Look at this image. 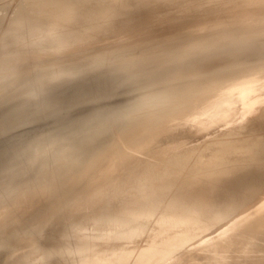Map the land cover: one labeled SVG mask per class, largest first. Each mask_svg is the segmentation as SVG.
Wrapping results in <instances>:
<instances>
[{"label": "rangeland", "instance_id": "rangeland-1", "mask_svg": "<svg viewBox=\"0 0 264 264\" xmlns=\"http://www.w3.org/2000/svg\"><path fill=\"white\" fill-rule=\"evenodd\" d=\"M79 1L87 2L85 7L92 5L91 7H89V9L93 8L94 5H95V7L99 6V5L105 6V4L110 2V1L116 2L114 5H116V7L118 8V10H117L118 13H119V11H121V13L123 14L122 15L121 13H119V15H121L123 17H119L117 15L118 19H116V20L117 21L120 20L118 22L122 23L124 20L127 19L128 21L126 20L124 22L126 24L128 22L129 23L128 26L131 27V29L127 25H124V26L118 28V26L123 25L124 22L122 24L118 23L119 25H117L116 20H115V18H117L116 15H114L113 18L110 19L111 23L114 22V24L115 23L116 24L115 25L110 24V26L107 25L108 28L109 27L111 28V30L107 28L106 24H104L103 22H100L102 20L98 21V20L93 19V21H90L91 20L90 18H86V17L84 18L83 17L84 19L81 18L82 20L81 19L79 20V18H78V20L76 19L77 21L80 22L81 25H77L76 22H73L76 24L72 23L76 29L79 30V28H84L83 25L86 27H88L89 25L92 27L94 25V27H92L93 30H96L98 28V26L100 28H98L97 31H93L91 28L88 27L89 33L91 32L90 34L87 33L84 35V33H83L82 38H80L82 33H81V35L79 33L78 36L75 35V37L72 36V38L74 37L73 39L70 37L72 39V43H71L72 45L70 43H68V42H71L70 38H69L70 40H67L68 42L65 40L67 42V44L69 45V46H66V45L65 46L67 48L68 47L71 48V46H72V50L75 49L76 47H78V48H76L77 52H74V50H73V53H72L71 49H69L71 51V53H70V51H68V49L64 46V44H66L65 41H64L65 43L64 42L62 43L59 41L56 42V40H54L56 38H53V35L52 36L49 35L50 37L48 36V34L45 35L46 34L45 31L42 32L43 29H41L39 31H41L44 34L38 32V34H40L39 36H43V37H39L38 34L36 33V35L34 34L35 36L32 37L34 39V41H32L33 39L31 37H29V40L27 38H26L27 41H26V39H23L26 42L24 41V43H23L20 41L21 46L16 45V47H15V44L19 43L17 41L18 39L16 40L17 43L13 40L12 41L13 44L10 42L8 47L7 46H6L7 48L5 47V50H6L5 51L3 48L4 46L2 47V44H1V43H3V41H2L3 39H1V38H3V37L5 38L4 34L7 33L9 26L14 21V20L11 21V18L13 19L15 16L16 17L18 16V14H19L18 8H20L18 6L26 4L27 0H0V19H1V21H0V42H1L0 46L2 48V49L0 48V50L4 51V52L0 51V54H2V55H0V57H1L0 58V71H1V73H4V72L7 73V72H10V68L15 69V71H12L15 73L9 75L6 78L8 81L7 80L6 81L4 80L5 82L3 81L5 84L0 83V187H4L7 184L9 186H12V184L15 183L17 180H19L20 178H22V176L25 178V180L26 179L29 180V178L31 176H33L34 173H36L38 170L36 165H34V167H31L30 169H28L24 173L22 171L20 172V169H14L15 164H13V163H17V162L20 163L24 160H28L27 156L24 155V153L21 154L18 159L11 160L10 159L11 156L17 150L27 149V148L31 147L32 143H33L32 144V146H33L38 140H40L38 147L42 148L43 145H45L49 139H53L56 137L71 136V138H73L72 140L79 141V140H81V136H82L81 132L83 130L85 131L87 120H89V118L93 114H95L99 111L100 112H107V113L116 112L117 117H119L117 122L121 123V124L115 126L112 131H107L106 133H104L102 135V140L106 141L102 145L103 146L105 145L104 147H106V145L107 144L110 145L111 142L112 143L117 142V146L122 144V146L120 145L121 148L117 147L120 154L118 155V151L116 152V154L112 153V155L111 156L109 155L106 160H102V162H100L99 164H97L96 166H94L92 168H89V170L87 169L88 171L86 170L87 172L83 173L80 180L78 178V180H77L78 182L75 181V183L72 187V192H76V193L81 192V194H63V195H59V196H52V197H49L48 199H46L45 201L43 199L42 194H39V195L23 194L20 196L17 195L13 198H3L2 195L0 194V213L2 214V211L4 212L5 209L13 208V210H15V212L13 214L14 220L12 219L13 217H11V221L7 225L9 227H7V226L2 227V225H0V247L1 248L3 247L2 249L0 248L1 249L0 250V264H8V263L9 264H16V263L22 264L23 260L24 259L26 260L30 255L31 256L26 261H27V263H29V261H31V260L33 262L31 261L29 264H35L34 262H36V264L37 263L39 264L40 261L38 262V260H36V259L40 258L39 260L42 261L44 257H45L44 258L45 260H43L41 264H46V263L47 264H54L55 261L60 264L63 261V259L65 260V262L67 259V262H68L69 259L67 257L69 255L73 256V257L69 256V258H72V261H71V259H70L71 262L69 261L68 263H65L63 261L65 264H71V263L73 264V263H76L75 259H78V261L79 260L82 261L86 258H91L90 260H92L91 262H93V263H96V262L99 263V262H102L103 260H105L107 258V256L115 257L113 259H114V261H116L118 259V256L121 253H123L125 250H129L131 247H132L131 249H133L135 251L143 249L146 252V254L141 258L138 256V252H137L133 256L132 260L130 259V261H128L127 264H171L173 262H174V264H264V227H260V228L258 227L256 229H254L256 227V224H258V222H256V216L258 218L260 215H262V214L264 215V191H262V190H264V187H263L264 184H261V183H264V180H261L262 182L259 180H255L256 182L257 181L259 182V184L262 186L261 188H263V189H258V190L255 189L254 187L260 188V185L259 186L257 185L258 187L256 186V182L254 183V186H253V183H252V185L250 184L256 190L255 191L253 189L254 192L252 191V193H251L252 189L250 191H248V189H246V191H245L244 190L245 188L243 190H242V188H239V190H240V191L238 190L239 193L237 190H234L236 192V196L240 195V193L242 194L243 192H246V194L244 193L245 195L238 196L235 199L236 201L234 199L232 200V201L237 202V200L240 201L244 198L242 200L241 204H240V202L234 203L237 207L235 208V210L231 214H229L228 216L221 217L217 223H215L211 226H208L205 229H203L202 227L204 226V224L206 222L211 224V220L205 221L204 216L202 214L192 215V216H189L188 218H184L181 220V222H179V224L175 228H168L169 227L168 221L163 220V218L161 217V215L164 216V210H166L165 208L168 205H166V202L162 203L164 205L161 204L163 207L161 206L160 207L161 209H160L158 202H157V197L161 196V194H135V193H137V191L133 188L134 186H131L132 184L129 183L130 180L131 181H135V180L141 181L142 179L146 180L145 178H139V177H144L143 175L146 173H149V172L151 173V175H154L155 172H156L157 176H158V174L161 175L159 170H161V172H162V170L164 169L163 166L164 165L166 166L167 162L173 160V158L175 159L176 156L183 154L184 152L185 153L190 152L191 149L189 151V148H192V150H193L195 148V147L193 148V146H196L197 144H198L197 150L199 151V149L202 150L203 147H204V149H206L207 148L206 145H209L212 141L213 142L210 145H212L214 147H216L218 145L217 147H218V149H220V148L225 147L224 143L227 139L230 142H232V144L230 142H229L230 143L229 144L228 141H226L227 143H225V144H229V145H233V146H234V144H236V141H237L236 145H238V141L240 142L242 139H243V141H242L243 146L247 143H249L248 145L250 146L252 144V142H254V141H249L250 139H252V140H255V139L257 140V138H259L258 140L264 139V135H263L264 134L263 133V131H264L263 119L264 118L257 119V118L264 117V89H263L264 88V25H263L264 24V6H263L264 0L263 1L259 0V2L263 3L262 5L260 4V6H257V5H259L258 0L257 1L255 0L256 3L254 2V0H252V1L251 0L250 1L244 0V2H243V0H241V1L232 0L234 3L230 2L231 0H229V1L228 0H223V1L217 0L219 2H216V0H210V1L206 0L205 3H207V1L210 2V3L209 2L207 3L208 5L207 4L205 5V3L203 2L205 0H203V1L200 0V2H198L199 0L198 1L197 0H195V1L194 0H191V1L180 0V1H185V2H181L182 4L184 3L183 5H180V4L177 5L178 0H172V3L174 1V3H177V4L173 3L171 5V3H170L171 0H167V1H169L168 6L171 5L169 8L167 7V3H166L167 1L165 2L162 0H54V2L57 3L58 5H63L65 3H80ZM180 1H179V3H180ZM211 1H213V2L211 3ZM122 2L126 3L128 5L121 4ZM160 2L162 4L164 2V5L160 4ZM189 2H190V4H188ZM228 2L231 4H229ZM240 2H243V4H245V3L246 4L243 5V4H240ZM88 3H89V5H87ZM195 3L197 6L199 4L201 7H199V6L197 7L196 5H194ZM219 3H221V4H219ZM225 3L229 6L226 7ZM131 4L134 6L133 13L135 15L132 13L131 8H133V6ZM134 4H136L137 6ZM153 4H157V6L160 4L158 7L159 8L165 7V10H164V8L162 10H159V8L155 5L157 7L156 8L155 6H153ZM215 4L219 5V7H222V9L219 8L218 6H216ZM249 4H250V6L254 5V7L249 6L250 7V9H249V7H248ZM173 5H175V6H173ZM176 5H177V7H176ZM189 5H191L192 7L193 6L194 7L196 6V7L190 8ZM223 5H225V6L223 7ZM236 5L238 8L235 9ZM127 6H128V8H127ZM138 6L139 7L143 6V7L138 9ZM178 6H180L181 8H178ZM256 6L258 7L257 10H256ZM173 7H174V11H173ZM210 7H213V9H210ZM259 7L261 9H259ZM86 8L88 9V7H86ZM135 8L139 11L140 15L145 16L143 18L141 16L142 20H140V21H137L140 19L139 18L140 15L139 16L136 15V12H138V11L137 10L134 11ZM143 8L145 9V11L142 13ZM170 8H172V9H170ZM185 8H187V9H185ZM189 8L191 9L190 11H188ZM200 8L202 10H204L205 12L201 11ZM206 8L208 9L207 12L205 10ZM229 8H232L231 11ZM254 8H255V11H253ZM121 9L125 10V11H122ZM155 9H157V11ZM126 10L129 13H131L130 15L127 13L129 16L128 15L126 16V13H125ZM130 10H131V12H130ZM140 10H141V12H140ZM146 10H149V12L147 14L148 17H147V15H144L147 13ZM150 10L156 11L153 13L154 15L152 14V12ZM185 10H187L188 12H186ZM224 10H225V12H224L225 14L222 13ZM243 10H246V11H243ZM158 11L159 12L161 11V12L159 13ZM162 11H164V12H162ZM184 11L188 15H186ZM217 11L219 13H217ZM150 12H151V14H150L151 18L149 16ZM179 12H180V14H182V12H183V14L180 15ZM189 12H191V13H189ZM211 12H213L212 13L213 15H211ZM220 12H221V14H220ZM16 13H18V14H16ZM155 13L156 14L159 13L158 14L159 17L158 16L155 17V15H156ZM167 13H169V14H167ZM204 13H207V14H204ZM215 14H217V16ZM131 15L134 17L136 16V17L132 19ZM160 15H161V17H160ZM200 15H201V18H199ZM220 15H222L223 17ZM253 15H255V16H253ZM166 16H168V17H166ZM125 17H128L129 19L125 18ZM213 17L215 19H211ZM121 18L122 19L125 18V19H123V21H121L122 20ZM148 18H149V20L151 19L150 24L147 23V21L149 22ZM154 18H156V19H154ZM190 18H193V19L191 20ZM206 18H208V19L206 20ZM220 19H222V20H220ZM87 20H89L90 22L88 21V23H87ZM129 20L131 21V24H130ZM193 20L194 21L196 20L195 21L196 23L192 22ZM202 20H203V22H202ZM171 21H174V22H171ZM175 21H177V22H175ZM83 22H84V24H83ZM92 22H94V23L97 22V23H99V25L97 24L98 26H95L96 23L92 25ZM132 22H134L135 25ZM144 22H145V25H144ZM167 22H171L173 25L171 23H168L167 24L168 28L162 27L163 24H165ZM190 22H192V23H190ZM101 23H102V26L104 28L100 26ZM136 23H138L139 26H137ZM140 23H143V24H140ZM146 23H147V25H146ZM151 23H152V25H151ZM7 24H9V26ZM169 24L171 27H169ZM175 24H177V25H175ZM75 25L78 26L79 28L76 27ZM111 25L115 26V27L112 28ZM132 25H134L136 28H139V29H136ZM116 27L118 29H116ZM123 27H125L126 31L125 30H122V32L119 31V29L121 30V29H123ZM144 27H145V29H144ZM70 28H71V26H70ZM75 28H74V30L76 32H79L81 30L80 29L78 31ZM6 29H7V31L5 32ZM22 29H23L22 33H25L26 31L24 32V30H26L27 28L24 27ZM100 29H101V31H100ZM102 29H105L104 32L105 31L106 32L101 33V32H103ZM107 29H108V31H107ZM114 29H115V31L112 32ZM134 29H136V30H134ZM127 30H128V32H127ZM155 30H157V31H155ZM98 31H100L99 34H98ZM109 31H110V33H108ZM218 31L219 32L225 31V32H223L221 34H216ZM171 32H175V33H171ZM106 33L109 36H110V34H112L113 36L112 35H111V37L107 36V38H106ZM119 33L122 34V36ZM124 33H126V37H125ZM170 33H171V35H170ZM91 34H93L94 36L97 35V37H94ZM100 35H102V36L104 35L105 37L102 38V36L100 37ZM133 35L134 36L137 35L138 37L137 36L134 37ZM141 35H143V36H141ZM46 36H48L49 39ZM54 36L56 37V35H54ZM87 36H88V38H86ZM120 36H121V38L125 37V39L121 40ZM36 37H38L39 42L37 41L38 39H36ZM76 37L79 38L80 41H79V39H76ZM98 37H100V38H98ZM113 37H115V38H113ZM127 37H129V38H127ZM246 37H248V40H251V42L249 45H247L245 47L247 42H245L243 40L246 39ZM92 38H94V39L98 38V39L91 40ZM104 38L108 39L107 41H111L110 43H112V44H109L106 41H104ZM236 38H240L239 41L235 40L237 43L228 44V42H226L229 40H234ZM83 39H85V40L88 39V40H86L87 41L86 42ZM117 39H118V41H117ZM57 40H58V38H57ZM73 40H74V43H73ZM76 40H78V41H76ZM100 40L103 42L101 43ZM114 40L117 42H115ZM49 41H50V43H49ZM83 41L86 43H88V41H89V43L88 44L83 43V45H84L83 46L82 43H80ZM96 41H97L99 47L95 43ZM139 41H141V42H139ZM240 41H243V42H240ZM27 42L32 43V44L29 43L30 46L33 45L31 47L29 46L28 50L26 47V44L28 45ZM33 42H34V44H33ZM44 42L49 43V44L47 45ZM5 43L6 42H4L3 45H6ZM35 43H36V46H35ZM53 43L56 44V47L59 46L57 44H61L59 46L60 49L62 47L66 48V49L62 48L61 49L62 51H61L59 48H56V50L58 52V53H56L55 48L51 49L52 47H54L53 45H55ZM75 43H77L78 45L73 46ZM104 43H106V45ZM136 43L138 44V46ZM43 44H45L47 46H43ZM50 44H51V46H50ZM90 44L94 48H91ZM23 45H25V47H22ZM39 45L42 46L44 48V50H46L47 48H49L50 50L47 49L46 51H44V50H42L43 48L40 47ZM79 45H80V47H79ZM86 45H90V46L85 47ZM134 45H136V46H134ZM10 46H12V47H10ZM18 47L20 50L18 49ZM21 47H22V49H21ZM81 47H84L85 49L82 48L83 49L82 50ZM126 47L129 49L127 50ZM135 47H137V48H135ZM86 48H88V49H86ZM131 48H133V49H131ZM29 49H32V50H29ZM79 49H80V51H78ZM8 50H10L11 52ZM15 50L17 52H18V50L19 51H24V50L26 51L27 50L26 52H29L30 54L26 55V57H25L26 60H23L24 58L13 59L12 57H19V56L12 55V54L16 53ZM48 50L50 52H48ZM53 50L55 53L53 52ZM67 51L69 52V54ZM60 52H64V53H62V55H61ZM10 54L12 56H10ZM44 54L45 55L48 54V55L45 56ZM54 54L56 55L55 58H54V56H55ZM63 54H65V55H63ZM99 54H105V58H108V59H106V61L99 63L98 65L94 66L95 68H97L96 69L97 72H95V74L87 76V77L79 76V77H75V78H68V74H61V75H57V76L52 75L51 77H48L46 79L48 82V86L45 89H42V91L38 94V96H36L34 98L26 95L29 92V90H28V88L25 87L24 84L17 83L20 80H24V79H29V78L35 79L37 76H39L42 73V70L47 69L49 67H58L61 63L63 64V62H64V64H68V62H70L68 64L70 67H75V66H77L79 64H83V63L88 64V66H89V63L92 62V59H94ZM145 54L147 55L146 57H148V58L145 61H143V63L141 62V64L140 63L135 64V59H137L139 57H145ZM181 54H183V56H184L182 60L180 59ZM51 55H52V58H51ZM3 57H4V60H3ZM35 57L36 58H42V59H39L37 61ZM49 57H50V59H49ZM78 57H80L81 60L80 59L78 60ZM31 58L34 61H32ZM25 61H27V62L25 63ZM29 61H32V62H29ZM120 61H125L123 63L124 67L112 68L114 66H118V65H115V63L120 62ZM14 62L17 63V65H14L13 64ZM160 62L166 63L165 66H161ZM1 63L5 64V65L9 64V63L10 64L8 66L7 65L1 66ZM11 65H14V66L11 67ZM39 66H41L42 68ZM85 68H87V67H85ZM38 70H39V72H38ZM32 71H33V73H32ZM142 71H144L146 74L145 75L141 74ZM19 72H20V74H19ZM24 72H25V74H24ZM15 74L17 76H15ZM12 75H14V76H12ZM19 76H20V78L17 79ZM132 76H139V77H137L135 79V78H131ZM9 77H11V78H9ZM12 78H14V79H12ZM13 81H14V83H13ZM6 82H10V83H6ZM54 83H58L59 85L63 84V85H61L57 90H54V89H52L53 87H49V86L54 85ZM64 83H67V84H64ZM256 85H257V87H259V85H261L260 86L261 88L259 87V88H257L258 90H255ZM262 86H263V88H262ZM171 87L176 88V94H180V96L183 95L184 93H186L187 91H189L190 88H195L193 93L190 95V99L188 100V102H190V104H192V107L189 108L188 110H186V112H181V113L180 112L179 113L174 112V113L170 114L169 115L170 117L168 116L164 125H161L160 127H155L153 130H150L149 132L140 133L137 135L135 134V136L133 135L134 136L133 138H132V136H129L130 133H128L127 135H126V133L123 134L121 128L125 125V122H126V124L130 123L129 121H127V119L131 118L129 116L139 114L140 111L144 110L143 106L148 104L151 101L150 99L154 100V96L160 95L162 92H164L165 90H167ZM242 87H243V89L240 90ZM204 88H205V90H203ZM251 88L254 90H252L251 93H247V91L249 92ZM115 89H116V91H113ZM227 89H228V91H227ZM244 89H246V90H244ZM260 89H262V90H260ZM256 91L257 92L259 91V93H257ZM208 92H210V93H208ZM227 92H229L228 95H227ZM219 93L221 95L224 94V97H222L223 95L221 96ZM230 93H231V95H230ZM239 93H241V94H239ZM260 93H262V94L259 95ZM233 94L235 96L237 95V96L243 97L242 98L243 100H241L240 99L241 97H239L240 100L238 102V100H236V99H238L237 96L235 97ZM257 94H258V96H257ZM225 95H227L228 99H226ZM242 95H244V96H242ZM218 96L225 98V100L219 97L218 102H217L216 98ZM232 96H234V97H232ZM255 96H257L258 98L257 97L254 98ZM221 99L224 101H221ZM254 99H255V101H254ZM213 100L217 102V104L215 102L217 109L221 105L224 104L223 106L220 107L221 110L218 109V113L221 112V115L217 113L216 108H215V110H214V108H212V107H215L214 102L211 103V104H214V106H210L211 105L210 104V105H208V107L207 106L203 107V105L206 104L208 101L212 102ZM232 100H233V102H232ZM235 100H236V103H239L240 105L236 104ZM240 101H241V103H240ZM242 101H244V102H242ZM248 101H250V103ZM230 102H231V104H230ZM42 103H43V105H41ZM228 103L231 106L228 107ZM226 104H227L228 108L225 106ZM242 104H245V109H244V105L242 106ZM234 105L236 107H234ZM209 106L211 107V110L213 109L212 111L209 109L210 108ZM222 107H224L226 109L223 110ZM261 107H262V109L260 110ZM242 108H243V110H242ZM205 110H207V111H205ZM258 110H260V111H258ZM214 111L216 113H213ZM257 111H258V113H257ZM196 112H197V114H200V115L199 116L196 115ZM206 112H208L210 115ZM210 112H212V113H210ZM191 113H192V115H191ZM252 113H255V114H252ZM215 114H216V116H215ZM250 114L252 115L251 117L249 116ZM257 114H259V115L263 114V115L257 116ZM188 115L190 117H188ZM201 115L203 117H201ZM127 117H129V118H127ZM246 117H247V119H246ZM254 117H256L255 120H254ZM132 119H129V120L131 121ZM136 120H135V122H136ZM181 120H182V122H181ZM243 120H245V121H243ZM251 120L252 121L254 120V122H252ZM131 122H133V121H131ZM173 122H175V124H179L180 126L177 125V127H176V125H174ZM194 122H195V124H194ZM239 122H240V124H239ZM255 122H260L259 126H257L258 124ZM247 124H248V126H247ZM253 124H255L256 127H253V126H255ZM169 125L170 126L172 125V126L170 127ZM228 125H230L232 128H228V127H230ZM236 125H238V126H236ZM260 125H263V126H260ZM178 127H180V128H178ZM233 127L235 128L234 131H233ZM244 127H245V129H244ZM252 127L254 129H250V130H251V132L253 131V134L249 131L250 135H251L250 136L248 130H249V128H252ZM168 128H169V132L172 129L170 132L171 134L168 133V130H167ZM186 128H187V131L185 130ZM246 128H248V129H246ZM255 128H258V129L263 128L262 130L259 131V133H258V131H256V134L258 133L259 135H260V132L262 131L261 136L263 135V137L258 136L256 138V136L258 134L257 135L255 134V131H254ZM81 129H83V130L80 131ZM163 129H165V130H163ZM174 129H176V130H174ZM180 129H181V131L184 130L183 131L184 133H182L180 131ZM226 129L227 130L229 129V131H227ZM202 130H204V131L202 132ZM221 130H223V131H221ZM236 130H237V132H236ZM211 131H213V133ZM214 131H215V133H214ZM240 131L244 135H241ZM135 132H137V131H135ZM165 132H167V134ZM177 132H179L180 134ZM194 132H196V133H194ZM235 132H236V134H233ZM163 133L165 136L163 135ZM223 133L227 134L231 138H233L235 136L234 137L235 142H234V140L229 139V137L225 134H224V136L223 135L221 136L222 138H220V135H218V134H223ZM229 133L233 134V135H230ZM237 133H240V135H238ZM247 133H248V135H247ZM159 134H160V136H159ZM177 134H179V135H177ZM205 134H206V136H205ZM156 135H157V137H156ZM174 135H176L177 137H174ZM201 135H202V138H200ZM216 135H218V136H216ZM236 135L238 137L240 136L241 139L237 140L238 137ZM253 135L254 136L256 135L255 139H254ZM116 136L117 137L119 136V137L117 138ZM180 136L183 138V140ZM210 136H211V138H210ZM214 136H216V137H214ZM226 136H227V138H226ZM242 136L243 137L249 136L250 138L245 137V138H247V140L249 142L247 141V143H246V139L243 138ZM120 137H121V139H120ZM128 137H129V139H128ZM153 137H155L156 139L154 140ZM169 137H173V139H171ZM203 137H204V139H203ZM205 137L207 138V141L205 140ZM212 137H214V138H212ZM167 138H169L171 140L168 139L169 140L168 141ZM210 139L211 140L216 139V141L212 140L210 142ZM224 139H226V140L223 143ZM244 139H245V142H244ZM35 140H37V141L35 142ZM66 140H69V139H66ZM219 140H221L222 142ZM119 141H121V142H119ZM171 141H173V142L171 143ZM200 141H201L202 145L204 144V146H201V144L199 145ZM204 141H205V143H204ZM156 142H158V143H156ZM177 142H179V143H177ZM62 143H63V141H61V143L58 142V143L52 144L53 146H50L49 149L51 148L50 150L52 151L53 148H58L59 144H62ZM125 143L128 145H126ZM129 143H130V145H129ZM207 143H209V144H207ZM219 143H220V145H219ZM190 144L192 145V147H190L191 146ZM188 145H190V146H188ZM222 145H223V147H222ZM198 146H199V149H198ZM212 146H209V148L211 147L210 148L211 150L209 148H207V149H209L210 153L207 150L206 151L204 150L205 154L203 156L201 155V153L202 152L204 153V151L202 150V152H200V151L198 152L197 150H195L196 149L195 148L194 150L196 151V153H194L195 151H192L193 152L192 155L194 154L192 160H193V162H197V164H194L192 162V160L189 161L190 163H192V165L189 162L188 163L191 166L198 165V163L203 161V160H204L203 162L205 163L207 159L211 158L209 155H212L216 151V150L214 151L212 149H217V147L214 148ZM247 146L245 145V147H243V148L247 149ZM143 147H145V149ZM147 147H149V148H147ZM186 147H189V148L187 149ZM232 147H231V149H232ZM134 148H135V150H134ZM157 148L159 149V151ZM181 148L185 149V150L182 149L184 152L181 150ZM233 148H236V150H239L238 148L241 149V146L238 145L237 147L235 146ZM175 149L178 151H176ZM232 150L234 151L233 156L229 155L231 153L230 152L226 156L227 159H225V161H229L231 159L230 157L232 156V158H233L235 156V154L237 156H240L241 154L239 155V153L243 152V149H241L242 151L239 150L240 152H237V153L235 152L236 150H234V149H232ZM122 151H124V152H122ZM157 151H158V153L160 152V154L162 155L161 158H160L161 155L158 156L159 154L155 153ZM162 151H163V153H162ZM90 152L91 151H89V150L87 152H85L86 160L92 154ZM149 152L156 154L157 157L155 155L154 157H156V158H154L153 154L149 153ZM166 152L167 153L169 152L170 154L165 155ZM172 152L174 154L177 153L176 156ZM197 152L199 153L198 155H200L198 157L200 158L202 156L203 158L202 157L201 158L203 160H197L196 161V158L198 159V157H196ZM206 152H208V155H207V157L209 156L208 158L206 157ZM146 153H148V154H146ZM125 154H127L129 157ZM143 154H145V155L143 156ZM149 154L152 155V156H150V159L152 157L151 160L152 161L155 160L153 162L155 164V166L153 163H151L152 161L149 159ZM163 154H164V156H163ZM140 155H141V157H140ZM167 155H169V156H167ZM171 155L172 156L174 155V157L172 158ZM170 156H171V158H170ZM41 157L42 156H39V157H37V159H41ZM144 157H146V158H144ZM158 157H159V160H161L163 158L162 159L163 161L162 160L157 161L156 159H158ZM194 157H196V158H194ZM204 157H206V160L204 159ZM29 158H30V156H29ZM49 158H50V161H52L51 160L52 156ZM135 158L137 159V161L140 160L141 163L137 162ZM142 158H144L146 163L144 160H143L144 162L141 160ZM169 158L171 160H169ZM239 158H241V157H239ZM244 158H245V156L242 157V159H244ZM164 159H167V160H164ZM245 159H247V157ZM134 160H135V162H133ZM30 161H33V160H30ZM149 161H150V163H149ZM240 161L243 162L242 160H239V162L237 163L238 165H234L235 169H234V166H233V168H231V169H233V172H236V166L239 167V164L241 163ZM157 162H159V164H156ZM161 162H162V164H161ZM167 164H169V163H167ZM260 164H262L263 167H262V165L257 166V165H259L258 162L257 163H255V162L250 163L249 164L250 166H248V163H247V165H245V164H241V165L245 166L244 168H247V170L249 172H250V170H249V168H250L251 170L255 169V172H257V171L260 172V170L262 169L263 171L261 170V172L263 173L264 172V163H260ZM55 166L58 167L60 165L55 164ZM152 166H154V167H152ZM242 166H240V167L242 168ZM251 166H252V168H251ZM253 167H256V168H253ZM259 167L261 168L260 170H259ZM157 168H159V170ZM155 169H157V170H155ZM154 170H155V172H154ZM239 170H242V169H238L237 171H239ZM247 170L246 171L242 170L241 171L242 174H240V175L244 176L245 173H243V172H246L247 174H245V177L248 176ZM125 171H127V172L125 173ZM128 172H130L129 176H131V178L128 177V179L126 180L127 182L125 181V183L123 185L118 186L115 191H112L109 194H100L97 197L95 194H94L95 196L91 195V193L96 188L99 187L98 184L101 181L108 180V181L112 182L114 179H120L124 174L127 175ZM157 172H159V173H157ZM261 172L260 173L257 172L255 174H259V175L264 176V174H262ZM232 175H234V173H232ZM232 175L230 176V179H231ZM263 179H264V177H263ZM231 181H232V179H231ZM200 183L202 185L201 187H203L204 183L202 184V182H199V183L197 182V183H194L193 185H197L200 188ZM197 186H194V189H193L194 191H197L195 189ZM124 187L125 188L127 187V188H129L128 190H130V191L126 190L127 194H129L130 192L132 194L130 193L129 195H127L126 193L123 192L122 194L124 195V197H121V195H122L121 191H125V189H122ZM130 187L133 188V190L135 192L131 191ZM201 191H202V188H201ZM247 191H248V193H247ZM116 192L118 195L120 194V196H118L116 194ZM186 193H188V191L184 192L183 194H186ZM249 193H251V194H249ZM115 194H116L117 198H116ZM231 195L229 198H232V196H233V198L235 197L234 195H232V196ZM118 197L119 198L121 197L120 200ZM109 198L112 201H110ZM106 199H107V201H106ZM41 201L43 202V204ZM17 203H18V205L16 206ZM41 204H42V206L40 207ZM102 204H106L107 206H104ZM3 205H5V207H6L5 209H4ZM101 205L103 207H101ZM211 205L215 206L216 204L211 203ZM37 206L39 207L40 210L38 209ZM231 206H233V205H231ZM229 207H230V205H229ZM35 209H38V210L36 211ZM103 209H105V210H103ZM99 211L101 214H99ZM103 211L104 212L107 211L109 213H118L119 212L122 216L132 214L130 217L123 218V219L119 218V219L115 220L114 218H110L109 220H107L105 225L112 223L113 227L116 226L119 229L122 226V228L120 229L122 232L131 233V230H138V231L142 232L143 234H141V235L139 234L140 236L138 235V236L134 237L133 240L132 239L127 240L128 241L127 244L124 243L123 241H121V242H123V245L125 244L124 246L122 245V247H127L129 249L110 250L108 252L105 251L106 253L102 256H96L95 253L84 252V251L77 254V251H75L78 257L76 256V258H74L75 256L73 254H75V252H73L74 251L73 249L79 248V245H78L79 243H80L81 247L84 245H90L91 247H86V248L94 249L98 252H104L103 249H105L106 247H111V246H115V245L119 246L122 244L120 241H118L120 239H117L115 231H111L109 229L101 230L100 229L101 227L96 228L97 225L95 224L96 221H94V220L102 217V215L104 213ZM95 212H96V214L98 213L99 216H97L98 214L97 215L93 214ZM87 213H88V217H86ZM84 214H86V216H84ZM19 215H20V217H19ZM95 215L97 216V218H94ZM73 216L75 218L74 223H73V221L70 222V220H69L70 218L72 219ZM253 216H255V217H253ZM58 217H59V220H58ZM66 217L69 218L68 219L69 222L67 220H65ZM205 217L207 218L209 216L207 215ZM80 218L82 221L80 220ZM90 218H93L94 220L93 219H91L92 221L88 220ZM22 219H24V220H22ZM55 219H57V221ZM83 219H85V222ZM198 219H200L199 220L200 223L197 222ZM61 220H63V221H61ZM86 220H88L87 223H86ZM250 220H252L253 223ZM65 221H66V223H64ZM248 221H250V222L248 223ZM50 222H52V223H50ZM57 222L58 223L61 222V226H60V224L58 225ZM93 222H94L96 227H94ZM241 222H243L242 224L244 226H241L240 230L238 232L232 234L233 233V230H232V232H230L229 235H227V233L224 231L225 229L229 228L231 225L241 223ZM67 223H69V224H67ZM83 224H86V226ZM88 224L90 226H91V224L93 225V227H94L93 230H95V232L91 231L92 228H90V226L88 227ZM251 224L254 226L250 227ZM55 225H58L59 227L58 226L54 227ZM19 226H21V227H19ZM16 227H18L19 229ZM60 227H61L60 230H63V231L64 230L65 231L71 230V231L70 232L67 231L68 233L64 231L65 233L62 234L63 232L59 231ZM85 227L86 228L88 227L89 229L88 228L87 229H88V231L89 230L90 231L86 232ZM189 228H192V229L190 231H187L186 229H189ZM9 229H10V231H9ZM81 229H85L86 235L84 234V230H81ZM96 229L97 230L100 229L101 231L100 230L96 231ZM15 230H17V232ZM56 230H58V232ZM80 230L83 232H80ZM158 230H165V232L164 233H157ZM249 230H251V231H249ZM72 231H74V232L71 233ZM77 231H79L80 233L79 234L76 233ZM90 232H92V233H90ZM81 233H82V235H80ZM88 233H90V234H88ZM72 234H74L73 235L74 237L72 236ZM168 235H172V236H168ZM1 236L2 237L7 236L6 241L4 240L5 237L1 238ZM78 236H79L78 241H80V242H78V244H77L78 247H77V245L75 243H77L76 237H78ZM8 237H9V239H8ZM63 237H64V241H63ZM72 237H73V239H72ZM138 237H139V239H141L140 241H139V239H135ZM140 237H142V238H140ZM74 238H76L75 239L76 242L74 241V243H73L72 241L74 240ZM80 238H81V240H80ZM67 239H68V241H67ZM82 239H83V241H82ZM230 239L231 240L233 239V240L231 241ZM69 240H71V241H69ZM233 241H235V242H233ZM36 242H37V245H35ZM81 242H82V244H81ZM132 242H133V245H131V247H130V244H132ZM146 242L147 243L153 242V243H152V245L148 246L149 244L147 245ZM3 243H4V245H3ZM71 243H72V245H71ZM144 243L148 247L143 245ZM6 244H8V245H6ZM39 244L42 245V247L40 246V248H39ZM74 244L76 245V247ZM73 245L75 248L72 247ZM128 245H129V247H128ZM141 245H142V247H140ZM153 245H154V247H153ZM44 246L45 247L48 246V248L47 247L44 248ZM54 246L55 247L59 246L60 249H58L57 247L54 249ZM134 247H136V249ZM10 248L12 249V252H11ZM41 248L43 249V251ZM61 248H62V250H61ZM71 248H73L72 254H71V252H69L71 250L65 251V250L71 249ZM5 249H7V250H5ZM37 249L38 250L40 249L44 254L46 253L49 257H47V255H44L42 257L43 253L40 251H39L40 252L39 253L37 251ZM56 249H57V251H56ZM101 249H102V251H101ZM46 250L49 251L50 253H48ZM51 250H53V251L55 250L54 253ZM35 251L39 253V256H41L42 259H41V257L38 256V253H36ZM34 252L36 253V255H34L35 254ZM66 252L68 253V255H66L67 254ZM32 253H34V254L32 255ZM56 253L58 254L57 255L58 257L55 255ZM51 254H53V255H51ZM62 254L64 257L62 256ZM7 255H8V257H7ZM233 255H236V257ZM4 256H5V258L6 257L7 258L5 259ZM32 256L33 257L38 256V258L37 257L32 258ZM53 256H55L56 258ZM137 257H139V258H137ZM47 258H49V259L47 260ZM9 259H10V261H9ZM33 259H35V260H33ZM58 260L60 262H58ZM26 261H24V264H26ZM6 262H8V263H6ZM63 262H62V264H64ZM57 263H55V264H57Z\"/></svg>", "mask_w": 264, "mask_h": 264}, {"label": "bare ground", "instance_id": "bare-ground-1", "mask_svg": "<svg viewBox=\"0 0 264 264\" xmlns=\"http://www.w3.org/2000/svg\"><path fill=\"white\" fill-rule=\"evenodd\" d=\"M162 1H167V0H162ZM179 1L180 0H178V4L177 3H174V1H173V3L174 4H177V5H183L181 2H185V1H180V3H179ZM189 1H191V0H189ZM195 1V0H194ZM198 1V0H197ZM203 1V0H202ZM210 1V0H209ZM209 1H207V3L209 2ZM221 1V0H220ZM223 1V0H222ZM229 1V0H228ZM236 1V0H235ZM238 1H241V0H238ZM250 1V0H249ZM252 1V0H251ZM257 1V0H256ZM261 1V0H260ZM263 1V0H262ZM80 3H65V4H63V5H58L57 3H55L54 2V0H27V3L26 4H24V5H21V6H18V7H20V8H18L19 9V14L18 13H16V14H18V16L16 17H14L13 19L11 18V21H13L12 22V24L9 26V24H7L8 26H9V29H8V31H7V29L5 30V32L7 31V33H5L4 35H5V38L3 37V38H1V39H3L2 41H3V43L4 42H6L5 44L6 45H3V43H1L2 44V47L4 48V50H5V47L7 46L8 47V45H9V43L11 42L12 43V41L14 40L15 42H16V40L19 42V43H17V44H15V47H16V45H18V46H21L20 45V41L21 42H23L24 43V41L25 40H23V39H28L29 40V37H33V36H35L36 35V33L38 34V32H40V33H42V32H44L45 31V35H47L48 34V36L50 35V36H52L53 35V38H56V39H54V40H56V42L57 41H59V42H64L65 40L67 41V40H70L71 38H72V36H74L75 37V35H79V33H80V35H81V33H82V35H81V37L80 38H82V36H83V33H84V35L85 34H87V33H89V28H91L92 29V27H94V25L93 24H95L96 23V25L95 26H98L99 25V23H97L99 20H102V21H100V22H103L104 24H106V26L108 25V26H110V24H113V25H115L116 23H117V25H119V24H122L124 21H126V20H124L123 21V19H125V18H128V17H125V18H121L122 20L121 21H123L122 23H119L118 21H120V20H116V19H118V16L119 17H123V16H121V15H119V13H121V11H119V13H118V8L116 7V5H114L116 2H114V1H110V2H108V3H106L105 4V6L103 5H99V6H96L95 7V5H94V7L93 8H91V9H89V7H91L92 5H90V6H86V7H88V9L85 7V5H86V3L87 2H81V1H79ZM188 2V1H187ZM198 2H200V0L198 1ZM197 2V3H198ZM204 3L206 2V0L205 1H203ZM213 1H211V3H212ZM215 2V1H214ZM216 2H219V1H217L216 0ZM215 2V3H216ZM225 2V1H224ZM223 2V3H224ZM230 2H232V3H234L232 0L230 1ZM243 2H244V0H243ZM243 2H240V4H243ZM254 2H255V0H254ZM258 2H259V0H258ZM257 2V3H258ZM139 3V2H138ZM159 3V2H158ZM157 3V4H158ZM167 3V7L169 8L173 3H172V0H171V5H169L168 6V3H169V1H167L166 2ZM193 3V2H192ZM191 3V4H192ZM203 3V4H204ZM207 3H205V5L207 4ZM210 3V2H209ZM229 3V2H228ZM250 3V2H249ZM252 3V2H251ZM256 3V2H255ZM264 3V2H263ZM263 3H261V2H259V5H257V6H260V4L262 5ZM121 4H125V5H128V4H126V3H121ZM142 4V3H141ZM157 4H153V6H157ZM160 4H162L161 2H160ZM159 4V5H160ZM188 4H190V2L188 3ZM219 4H221V3H219ZM226 4V3H225ZM229 4H231V3H229ZM236 4V3H235ZM239 4V3H238ZM246 4V3H245ZM245 4H243V5H245ZM87 5H89V3L87 4ZM120 5V4H119ZM132 5V4H131ZM134 5H136V4H134ZM139 5V4H138ZM158 5V6H159ZM162 5H164V2H163V4ZM161 5V6H162ZM177 5H176V7H177ZM193 5V4H192ZM194 5H196V3L194 4ZM208 5V4H207ZM211 5V4H210ZM216 5V4H215ZM214 5V6H215ZM233 5V4H232ZM253 5V4H252ZM256 5V4H255ZM133 6V5H132ZM137 6V5H136ZM135 6V7H136ZM147 6V5H146ZM152 6V7H153ZM155 6V7H156ZM157 6V7H158ZM173 6H175V5H173ZM188 6V5H187ZM190 6V8L192 7L191 5H189ZM197 6V5H196ZM195 6V7H196ZM198 6L199 7H201L199 4H198ZM197 6V7H198ZM213 6V5H212ZM216 6H218L219 7V5H216ZM225 5H223V7H224ZM227 6H229V5H227L226 4V7ZM241 6V5H240ZM250 6V4L248 5V7ZM256 6V10L258 9V7ZM263 6H264V4H263ZM76 7V8H75ZM126 7V6H125ZM143 7V6H142ZM142 7H139L138 6V9L139 8H142ZM150 7V6H149ZM154 7V8H155ZM156 7V8H157ZM183 7V6H182ZM194 6L192 7V8H195ZM203 7V6H202ZM207 7V6H206ZM217 7V8H218ZM235 7V6H234ZM242 7V6H241ZM245 7V6H244ZM247 7V6H246ZM250 7H254V5L253 6H250ZM250 7H249V9H250ZM78 8V9H77ZM117 8V9H116ZM127 8H128V6H127ZM126 8V9H127ZM159 8V7H158ZM164 8V10H165V7H163ZM163 8H159V10H162ZM178 8H181L180 6H178ZM188 9V11H190L191 9ZM219 8H221L222 9V7H219ZM233 8V7H232ZM232 8H229L230 9V11H231V9ZM236 8H238L237 7V5H236V7H235V9ZM240 8V7H239ZM116 9V10H115ZM120 9V8H119ZM133 9H134V6H133V8H131V10H132V13H133ZM153 9V8H152ZM170 9H172V8H170ZM184 9V8H183ZM185 9H187V8H185ZM198 9V8H197ZM210 9H213V7H210ZM216 9V8H215ZM225 9V8H224ZM259 9H261L260 7H259ZM122 10V9H121ZM129 10V9H128ZM131 10H130V12H131ZM137 9L135 8V10L134 11H136ZM154 10V9H153ZM156 11H157V9H155ZM169 10V9H168ZM181 10V9H180ZM179 10V11H180ZM200 10L201 11H203V12H205L204 10H202L201 8H200ZM206 10V12H207V8L205 9ZM234 10V9H233ZM248 10V9H247ZM253 10V9H252ZM122 11H125V10H122ZM138 11V10H137ZM145 11V9L143 8L142 9V13ZM147 11V13L146 14H144V15H147L148 14V12H149V10H146ZM151 12H152V14L154 13V12H156V11H152V10H150ZM167 11V10H166ZM173 11H174V7H173ZM177 11V10H176ZM186 12H188L187 10H185ZM184 11V12H185ZM243 11H246V10H243ZM251 11V10H250ZM253 11H255V8H254V10ZM140 12H141V10H140ZM151 12L149 13V16H150V18H151ZM159 12V11H158ZM161 12V11H160ZM159 12V13H160ZM162 12H164V11H162ZM186 12H185V14H186ZM193 12V11H192ZM225 12V10L222 12V13H224ZM228 12V11H227ZM249 12V11H248ZM117 13V14H116ZM126 16L129 14H131V13H129L127 10H126ZM124 13V14H125ZM128 13V14H127ZM158 13V14H159ZM170 13V12H169ZM169 13H167V14H169ZM189 13H191V12H189ZM213 12H211V15H213L212 14ZM217 13H219L218 11H217ZM229 13V12H228ZM122 14V13H121ZM134 14V13H133ZM132 14V15H133ZM156 14V13H155ZM158 14H156L155 15V17L156 16H158ZM164 14V13H163ZM166 14V15H167ZM176 14V13H175ZM179 14H180V12H179ZM182 14H183V12H182ZM182 14H180V15H182ZM199 14V13H198ZM201 14V13H200ZM204 14H207V13H204ZM220 14H221V12H220ZM225 14V13H224ZM114 15H118L117 16V18H115V20H116V23L114 24V22L113 23H111V18H113V16ZM123 15V14H122ZM128 15V16H129ZM131 15V16H132ZM135 15V14H134ZM136 15H140V13H139V11L138 12H136ZM154 15V14H153ZM162 15V14H161ZM161 15H160V17H161ZM173 15V14H172ZM178 15V14H177ZM186 15H188V14H186ZM216 16H217V14H215ZM230 15V14H229ZM13 16V15H12ZM115 16V17H116ZM137 16V17H138ZM141 16L142 15H140V19L139 20H137V21H140V20H142V18L143 17H145V16H142V18H141ZM220 16H222V15H220ZM253 16H255V15H253ZM90 18L89 20L90 21H93V19H95V20H98L97 22H92V27L89 25L88 27H86V26H84L83 25V27L84 28H79L78 26H76V27H78L79 28V30L81 29H83L81 32L78 30V29H76L75 27H74V25L73 24H76L77 23V25H81L80 24V22L79 21H77L78 20V18H79V20L81 19V18ZM136 17V16H135ZM134 16H132V19L133 18H135ZM147 17H148V15H147ZM159 17V16H158ZM164 17V16H163ZM166 17H168V16H166ZM223 17V16H222ZM221 17V18H222ZM252 17V16H251ZM3 18V17H2ZM83 18V19H84ZM153 18V17H152ZM189 18V17H188ZM199 18H201V15H200V17ZM218 18V17H217ZM5 19V18H4ZM3 19V20H4ZM77 19V20H76ZM120 19V18H119ZM129 19V18H128ZM131 19V18H130ZM131 19V20H132ZM137 19V18H136ZM135 19V20H136ZM154 19H156V18H154ZM191 20L193 19V18H190ZM197 19V18H196ZM208 18H206V20H207ZM210 19V18H209ZM211 19H215L214 17L213 18H211ZM226 19V18H225ZM229 19V18H228ZM232 19V18H231ZM76 20V21H75ZM82 20V19H81ZM89 20H87V23H88V21ZM94 20V21H95ZM114 20V19H113ZM114 20V21H115ZM148 20H149V18H148ZM161 20V19H160ZM188 20V19H187ZM220 20H222V19H220ZM0 21H1V19H0ZM10 21V20H9ZM89 21V22H90ZM128 21V20H127ZM130 21V20H129ZM156 21V20H155ZM163 21V20H162ZM165 21V20H164ZM178 21V20H177ZM177 21H175V22H177ZM185 21V20H184ZM196 21V20H195ZM194 20L192 21V22H195ZM219 21V20H218ZM8 22V21H7ZM73 22H76V23H73ZM85 22V21H84ZM84 22H83V24H84ZM143 22V21H142ZM146 22V21H145ZM145 22H144V25H145ZM150 22H151V19L149 20V22L147 21V23H149L150 24ZM154 22V21H153ZM158 22V21H157ZM171 22H174V21H171ZM171 22H167V23H165V24H163V26L162 27H166V28H168L167 27V24L168 23H171ZM179 22V21H178ZM192 22H190V23H192ZM202 22H203V20H202ZM9 23V22H8ZM73 23V24H72ZM79 23V24H78ZM82 23V22H81ZM86 23V22H85ZM119 23V24H118ZM133 24H134V22H132ZM147 23H146V25H147ZM161 23V22H160ZM182 23V22H181ZM196 23V22H195ZM200 23V22H199ZM91 24V23H90ZM98 24V25H97ZM128 22H127V24L124 22V24L123 25H121V26H118V28L119 27H122V26H124V25H127L128 26ZM130 24H131V21H130ZM137 24V26H139L138 25V23H136ZM140 24H143V23H140ZM158 24V23H157ZM172 24V23H171ZM184 24V23H183ZM186 24V23H185ZM73 25V26H72ZM86 25V24H85ZM88 25V24H87ZM116 25V26H117ZM135 25V24H134ZM134 25H132V26H134ZM151 25H152V23H151ZM150 25V26H151ZM166 25V26H165ZM173 25V24H172ZM175 25H177V24H175ZM182 25V24H181ZM264 25V24H263ZM7 26V27H8ZM70 26H71V28H70ZM100 26L101 27H103L102 26V23L100 24ZM105 26V25H104ZM108 26H107V28H108ZM112 26V25H111ZM131 26V25H130ZM141 26V25H140ZM198 26V25H197ZM24 27H26L27 29L26 30H24V32L25 33H22V28H24ZM82 27V26H81ZM86 27V28H85ZM115 26H112V28H114ZM129 27V26H128ZM135 27V26H134ZM161 27V26H160ZM169 27H171L170 26V24H169ZM173 27V26H172ZM192 27V26H191ZM74 28L76 29V30H78L79 32H76L75 30H74ZM98 28H100L99 26H98ZM97 28V29H98ZM104 28V27H103ZM117 27H116V29H118ZM130 29H131V27H129ZM136 28V27H135ZM188 28V27H187ZM41 29H43L42 30V32L41 31H39V30H41ZM90 29V30H91ZM95 29V28H94ZM97 29L96 30H93V31H97ZM108 29H110L111 30V28L109 27ZM108 29H107V31H108ZM128 29V28H127ZM136 29H139V28H136ZM136 29H134V30H136ZM144 29H145V27H144ZM156 29V28H155ZM103 30V32H101V33H105L104 32V30L105 29H102ZM122 30H125V27H123V29H119V31H121L122 32ZM133 30V31H134ZM141 30V29H140ZM159 30V29H158ZM92 31V32H93ZM100 31H101V29H100ZM100 31H98V34H99V32ZM115 31V29L112 31V32H114ZM117 31V30H116ZM126 31V30H125ZM132 31V30H131ZM139 31V30H138ZM147 31V30H146ZM150 31V30H149ZM155 31H157V30H155ZM227 31V30H226ZM118 32V31H117ZM127 32H128V30H127ZM153 32V31H152ZM223 32H225V31H221V32H217L216 34H221V33H223ZM91 33V32H90ZM89 33V34H90ZM94 33V32H93ZM100 33V34H101ZM108 33H110V31L108 32ZM151 33V32H150ZM171 33H175V32H171ZM171 33H170V35H171ZM35 34V35H34ZM42 34H44V33H42ZM41 34V35H42ZM97 34V33H96ZM95 34V35H96ZM97 34V35H98ZM120 34V33H119ZM128 34V33H127ZM134 34V33H133ZM149 34V33H148ZM215 34V35H216ZM40 34H38V36H39ZM54 35H56V37L54 36ZM91 35H93V34H91ZM97 35L96 36H94V37H97ZM111 35L112 34H110V36L106 33V38H107V36H109V37H111ZM116 35V34H115ZM121 36H122V34H120ZM124 35H125V37H126V33H124ZM123 35V36H124ZM145 35V34H144ZM168 35V34H167ZM48 36H46V37H48ZM49 36V37H50ZM89 36V35H88ZM88 36L86 37V38H88ZM102 35H100V37H101ZM113 36V35H112ZM121 36H120V38H121ZM134 36V35H133ZM135 36H137V35H135ZM134 36V37H135ZM141 36H143V35H141ZM163 36V35H162ZM165 36V35H164ZM169 36V35H168ZM167 36V37H168ZM39 37H43V36H39ZM49 37H48V39H49ZM71 37V38H70ZM73 37V38H74ZM90 37V36H89ZM100 37H98V38H100ZM103 37H105L104 35L102 36V38ZM108 37V38H109ZM117 37V36H116ZM125 37L124 38H121V40H123V39H125ZM138 37V36H137ZM57 38H58V40H57ZM67 38V39H66ZM70 38V39H69ZM72 38V39H73ZM84 38V37H83ZM98 38H96V39H98ZM113 38H115V37H113ZM119 38V39H120ZM127 38H129V37H127ZM126 38V39H127ZM131 38V37H130ZM156 38V37H155ZM158 38V37H157ZM27 39H26V41H27ZM33 39V38H32ZM36 39H38V37H36ZM35 39V40H36ZM41 39V38H40ZM72 39L70 40L71 42H68V43H72ZM76 39H79V38H77L76 37ZM94 38H92L91 40H93ZM96 39H94V40H96ZM154 39V38H153ZM152 39V40H153ZM239 39L240 38H236V39H234V40H229V41H226V42H228V44H233V43H237L236 41H239ZM44 40V39H43ZM42 40V41H43ZM84 41H86V40H88V39H83ZM103 40V39H102ZM108 39H105L104 38V41H106L107 43H109V44H112V43H110L111 41H107ZM110 40V39H109ZM151 40V39H150ZM236 40V41H235ZM25 41V42H26ZM32 41H34V39L32 40ZM38 42H39V39L37 40ZM41 41V42H42ZM51 41V40H50ZM50 41H49V43H50ZM65 41V42H66ZM76 41H78V40H76ZM75 41V42H76ZM79 41H80V39H79ZM80 42V43H82V45H83V43H85V44H88L89 43V41H88V43H86V42ZM101 41V40H100ZM115 41V40H114ZM117 41H118V39H117ZM117 41H115V42H117ZM243 41H245V42H247V44L245 45V47L247 46V45H249L250 44V42H251V40H248V37H246V39H244ZM243 41H240V42H243ZM31 42V41H30ZM30 42H27L28 43V45L26 44V47H27V50H28V47L30 46L29 45V43ZM48 42V41H47ZM55 42V41H54ZM55 42V43H56ZM64 42V43H65ZM67 42H66V44H64V46L66 45V46H69L68 44H67ZM103 41H101V43H102ZM139 42H141V41H139ZM249 42V43H248ZM37 43V42H36ZM36 43H35V46H36ZM44 43H46V42H44ZM49 43H46L47 45L49 44ZM55 43H53V44H55ZM73 43H74V40H73ZM78 43V42H77ZM77 43H75L73 46H77L78 44ZM97 45H98V43H97V41L95 42ZM13 44V43H12ZM30 44H32V43H30ZM33 44H34V42H33ZM52 44V43H51ZM51 44H50V46H51ZM93 44V43H92ZM95 44V45H96ZM105 45H106V43H104ZM103 44V45H104ZM133 44V43H132ZM137 44V43H136ZM141 44V43H140ZM226 44V43H225ZM42 45V44H41ZM47 45H45V44H43V46H47ZM57 45H61V44H57ZM72 45V44H71ZM70 45V46H71ZM91 45V44H90ZM90 45H86L85 47H89ZM31 46H33V45H31ZM30 46V47H31ZM38 46V45H37ZM40 46V45H39ZM49 46V47H50ZM54 47H50L51 49H53V48H55V50H56V48H59V46H57L56 47V44L55 45H53ZM63 46V45H62ZM61 46V47H62ZM65 46V47H66ZM84 46V45H83ZM127 46V45H126ZM134 46H136V45H134ZM137 46H138V44H137ZM6 47V48H7ZM10 47H12V46H10ZM22 47H25V45H23ZM22 47H21V49H22ZM40 47H42V46H40ZM79 47H80V45H79ZM96 47V46H95ZM98 47H99V45H98ZM0 48H1V46H0ZM14 48V47H13ZM34 48V47H33ZM43 48V47H42ZM62 48H64V47H62ZM61 48V49H62ZM67 48V47H66ZM66 48H64V49H66ZM74 48V47H73ZM76 48H78V47H76ZM75 48V49H76ZM82 48H84V47H81V49ZM91 48H94V47H92V45H91ZM90 48V49H91ZM127 48V47H126ZM135 48H137V47H135ZM2 49V48H1ZM9 49V48H8ZM17 49V48H16ZM18 49H19V47H18ZM26 49V48H25ZM46 49V48H45ZM47 49H49V48H47ZM46 49V50H47ZM60 49V48H59ZM58 49V50H59ZM60 49V50H61ZM68 49V51H70L69 49H71V51H72V53H73V50H74V52H77V49L75 50V49H73L72 50V46H71V48H67ZM85 49V48H84ZM86 49H88V48H86ZM129 48H127V50H128ZM131 49H133V48H131ZM14 50V49H13ZM20 50V49H19ZM18 50V52L15 50V52L16 53H14L13 51V53L14 54H12V55H15V56H19V57H12L13 59H20V58H24L23 60H26L25 59V57H26V55H28V54H30L29 52H26L25 50L24 51H19ZM29 50H32V49H29ZM42 50H44V48L42 49ZM46 50H44V51H46ZM50 50V49H49ZM48 50V52H50ZM83 50V49H82ZM81 50V51H82ZM1 51V50H0ZM3 51V50H2ZM1 51V52H2ZM6 51V50H5ZM8 51H10V50H8ZM34 51V50H33ZM40 51V50H39ZM62 51V50H61ZM65 51V50H64ZM67 51V52H68ZM71 51H70V53H71ZM78 51H80V49L78 50ZM4 52V51H3ZM11 52V51H10ZM9 52V53H10ZM53 52H54V50H53ZM56 53H58L57 52V50L55 51ZM54 52V53H55ZM6 53V52H5ZM32 53V52H31ZM36 53V52H35ZM62 53H64V52H60V54L62 55ZM94 53V52H93ZM40 54V53H39ZM51 54V53H50ZM49 54V55H50ZM59 54V55H60ZM68 54H69V52H68ZM0 55H2V54H0ZM11 54H10V56H12ZM45 55V54H44ZM48 54H46L45 56H47ZM55 55V54H54ZM53 55V56H54ZM58 55V54H57ZM63 55H65V54H63ZM7 56V55H6ZM9 56V55H8ZM9 56V57H10ZM30 56V55H29ZM147 55L145 54V57H139V58H137V59H135V64H137V63H140L141 64V62L143 63V61H145L148 57H146ZM56 57V55L54 56V58ZM183 54H181L180 55V59L182 60L183 59ZM1 58V57H0ZM6 58V57H5ZM36 58V57H35ZM46 58V57H45ZM48 58V57H47ZM51 58H52V55H51ZM9 59V58H8ZM32 59V58H31ZM39 59H42V58H36V60L38 61ZM49 59H50V57H49ZM80 59V57H78V60ZM106 59H108V58H105V54H99L98 56H96L94 59H92V62H90L89 63V66H88V64H79V65H77V66H75V67H70L68 64L70 63V62H68V64H64V62H63V64L61 63L58 67H49V68H47V69H44V70H42V73L39 75V76H37L35 79H32V78H29V79H24V80H20L19 82H17V83H20V84H24L25 85V87L26 88H28V90H29V92L26 94V95H28L29 97H32V98H34V97H36V96H38V94L42 91V89H45L47 86H48V82H47V78L48 77H51L52 75H61V74H68V78H75V77H79V76H84V77H87V76H90V75H93V74H95V72H97L96 71V69L97 68H95L94 66H96V65H98L99 63H102V62H104V61H106ZM3 60H4V57H3ZM29 60V59H28ZM27 60V61H28ZM68 60V59H67ZM81 60V59H80ZM27 61H25V63L27 62ZM32 61H34L33 59H32ZM32 61H29V62H32ZM58 61V60H57ZM66 61V60H65ZM70 61V60H69ZM12 62V61H11ZM17 62V61H16ZM23 62V61H22ZM61 62V61H60ZM59 62V63H60ZM75 62V61H74ZM78 62V61H77ZM125 61H120V62H117V63H115V65H118V66H114V67H112V68H120V67H124L123 66V63H124ZM6 63V62H5ZM18 63V62H17ZM17 63H13L14 65H17ZM20 63V62H19ZM24 63V62H23ZM10 64V63H9ZM9 64H6L7 66L9 65ZM22 64V63H21ZM165 64L166 63H162V62H160V65L161 66H165ZM2 65H5V64H2L1 63V66ZM5 65V66H6ZM14 65H11V67H13ZM57 66V65H56ZM26 67V66H25ZM39 67H41V66H39ZM38 67V68H39ZM85 67H87V68H85ZM36 68V67H35ZM42 68V67H41ZM40 69V68H39ZM30 70V69H29ZM33 70V69H32ZM12 71H15V69L14 68H10V72H4V73H1V71H0V83H4L7 79V77L9 76V75H11V74H13V73H15V72H12ZM34 71V70H33ZM33 71H32V73H33ZM21 72V71H20ZM20 72H19V74H20ZM38 72H39V70H38ZM18 73V72H17ZM16 73V74H17ZM15 74V76H17ZM24 74H25V72H24ZM31 74V73H30ZM141 74H143V75H145L146 73L144 72V71H142L141 72ZM140 74V75H141ZM139 75V76H140ZM12 76H14V75H12ZM11 76V77H12ZM139 76H132L131 78H137V77H139ZM11 77H9V78H11ZM20 78V76L17 78V79H19ZM12 79H14V78H12ZM16 79V80H17ZM5 80V81H4ZM10 80V79H9ZM4 81V82H3ZM8 81V80H7ZM18 81V80H17ZM47 82V83H46ZM248 82V81H247ZM6 83H10V82H6ZM13 83H14V81H13ZM16 83V84H17ZM245 83V82H244ZM5 84V83H4ZM64 84H67V83H64ZM2 85V84H1ZM13 85V84H12ZM61 85H63V84H58V83H54V85H52V86H49V87H53L52 89H54V90H57ZM254 85V84H253ZM258 85V84H257ZM257 85H256V89L255 90H258L257 88H259L261 85H259V87H257ZM252 86V85H251ZM250 86V87H251ZM3 87V86H2ZM8 87V86H7ZM249 87V88H250ZM255 88V87H254ZM261 88V87H260ZM262 88H263V86H262ZM194 89L195 88H190V90L189 91H187L186 93H184L183 95H181L180 96V94H176V88H174V87H171V88H169V89H167V90H165L164 92H162L160 95H157V96H154V100H152V99H150L151 101L148 103V104H146V105H144L143 106V109L144 110H142V111H140L139 112V114H137V115H132V116H129V117H131V118H129V117H127V118H129V119H132L131 121H133V122H131L129 119H127V121H129L130 123H127L126 124V122H125V127L123 126L121 129H122V132H123V134H125L126 133V135L128 134V133H130V135L129 136H132V138L135 136V134L137 135V134H140V133H145V132H149L150 130H153L155 127H160L161 125H164V123L166 122V120H167V118H168V116L170 115V114H172V113H174V112H177V113H181V112H186V110H188L189 108H191L192 107V104H190V102H188V100L190 99V95L193 93V91H194ZM229 89V88H228ZM228 89H227V91H228ZM238 89V88H237ZM243 89V87L240 89V90H242ZM264 89V88H263ZM203 90H205V88L203 89ZM244 90H246V89H244ZM248 90V89H247ZM252 90H254V89H250V91L248 92L247 91V93H251L252 92ZM260 90H262V89H260ZM113 91H116V89L115 90H113ZM218 91V90H217ZM233 92V91H232ZM236 92V91H235ZM234 92V93H235ZM239 92V91H238ZM243 92V91H242ZM255 92V91H254ZM253 92V93H254ZM257 92V91H256ZM263 92V91H262ZM208 93H210V92H208ZM228 93L229 92H227V95H228ZM246 93V94H247ZM257 93H259V91L257 92ZM220 94V93H219ZM239 94H241V93H239ZM238 94V95H239ZM244 94V93H243ZM262 93H260L259 95H261ZM221 95V94H220ZM223 95V96H222ZM221 96L222 97H224V94H222ZM227 95H225V97H226V99H228V97H227ZM230 95H231V93H230ZM229 95V96H230ZM234 95V94H233ZM235 96V95H234ZM234 96H232V97H234ZM237 96V95H236ZM235 96V97H236ZM242 96H244V95H242ZM257 96H258V94H257ZM257 96H255L254 98H256ZM149 97V96H148ZM153 97V96H152ZM197 97V96H196ZM220 96H218L216 99V101L218 102V98H219ZM222 97H220V98H222ZM239 97H241V96H237V98L238 99H236V100H238V102H239V100L241 99V100H243L242 98L243 97H241L240 99H239ZM231 98V97H230ZM258 98V97H257ZM222 99H224L225 100V98H222ZM221 99V101H224V100H222ZM232 99V98H231ZM236 100H235V103H236ZM248 100V99H247ZM252 100V99H251ZM250 100V101H251ZM216 101H208L206 104H204L203 105V107H208V105H210L211 103H213L214 102V104H215V102ZM227 101V100H226ZM230 101V100H229ZM250 101H248L249 103H250ZM254 101H255V99H254ZM253 101V102H254ZM217 102H216V104H217ZM232 102H233V100H232ZM242 102H244V101H242ZM221 103V102H220ZM225 103V102H224ZM240 103H241V101H240ZM214 104H211L210 106H214ZM216 104H215V107H212V108H214V110H215V108L217 107L216 106ZM223 104V103H222ZM230 104H231V102H230ZM229 103H228V107L229 106H231ZM234 104V103H233ZM236 104H238V105H240L239 103H236ZM246 104V103H245ZM245 104H242V106L244 105V109H245ZM41 105H43V103L41 104ZM224 105V104H223ZM223 105H221V106H223ZM209 106V107H210ZM220 106V105H219ZM220 106V107H221ZM226 107H227V104L225 105ZM248 106V105H247ZM220 107L218 108V109H220ZM227 107V108H228ZM234 107H236L235 105H234ZM238 108V107H237ZM241 108V107H240ZM210 110H211V107L209 108ZM217 109V108H216ZM218 109H217V113H218ZM222 109L224 110V109H226V108H224V107H222ZM262 109V107L260 108V110ZM213 110V109H212ZM211 110V111H212ZM221 110V109H220ZM219 110V111H220ZM222 110V111H223ZM242 110H243V108H242ZM260 110H258V111H260ZM205 111H207V110H205ZM258 111H257V113H258ZM209 112V111H208ZM208 112H206V113H208ZM194 113V112H193ZM199 113V112H198ZM210 113H212V112H210ZM213 113H216L215 111L213 112ZM225 113V112H224ZM190 114V113H189ZM209 114V113H208ZM207 114V115H208ZM218 114H220L221 115V112L220 113H218ZM252 114H255V113H252ZM191 115H192V113H191ZM194 115V114H193ZM196 115H200V114H197V112H196ZM195 115V116H196ZM203 115V114H202ZM201 115V117H203ZM210 115V114H209ZM214 115V114H213ZM260 115H263V114H260ZM259 114H257V116H260ZM206 116V115H205ZM215 116H216V114H215ZM250 117L252 116L251 114L249 115ZM170 117V116H169ZM187 117V116H186ZM188 117H190L189 115H188ZM197 117V116H196ZM200 117V118H201ZM192 118V117H191ZM190 118V119H191ZM255 118L256 117H254V120H255ZM262 118H264V117H261V118H257V119H262ZM118 119H119V117H117V113L116 112H114V113H107V112H97V113H95V114H93L90 118H89V120H87V124H86V128H85V131L83 130V129H81L80 131H82L81 133H82V136H81V140H79V141H77V140H72L73 138H71V136H64V137H56V138H53V139H49L48 140V142L45 144V145H43V147L42 148H39L38 147V145H39V142H40V140H35V144L32 146V144H31V147H29V148H27V149H24V150H17L12 156H11V160H15V159H18L19 158V156L21 155V154H23L24 153V155H26L27 156V159L28 160H24V161H22V162H17V163H13V164H15L14 165V169H20V172L22 171L23 173L24 172H26L28 169H30L31 167H34V165H36V167H37V172L36 173H34V175L33 176H31L30 178H29V180H25V178L22 176V178H20L19 180H17L15 183H13L12 184V186H9L8 184V186L7 185H5L4 187H0V194L2 195V197L3 198H13V197H15V196H17V195H23V194H36V195H39V194H42L43 195V199H44V201L46 200V199H48L49 197H52V196H59V195H63V194H81V192H78V193H76V192H72V187H73V185H74V183H75V181H77L78 180V178H79V180H80V178H81V176L83 175V173H86L88 170H89V168H92V167H94V166H96L97 164H99L100 162H102V160H106L107 158H108V156L110 155H112V153L113 154H116V152L118 151V148H121V146H122V144H120L119 146H117V142H111L110 143V145L109 144H107L106 145V147H104L102 144L103 143H105L106 141H104V140H102V135L104 134V133H106L107 131H112L113 130V128L115 127V126H117V125H120L121 123H118L117 121H118ZM137 119V120H136ZM199 119V118H198ZM197 119V120H198ZM246 119H247V117H246ZM135 120H136V122H135ZM196 120V119H195ZM254 120L252 121V122H254ZM193 121V120H192ZM199 121V120H198ZM243 121H245V120H243ZM260 121V120H259ZM263 121H264V119H263ZM262 121V122H263ZM181 122H182V120H181ZM190 122V121H189ZM180 123V122H179ZM188 123V122H187ZM193 123V122H192ZM199 123V122H198ZM251 123V122H250ZM249 123V124H250ZM255 123H257L258 125L257 126H259V123L260 122H255ZM173 124L174 125H176V127H177V125H179V124H175V122H173ZM194 124H195V122H194ZM239 124H240V122H239ZM246 125V124H245ZM253 125H255V124H253ZM170 126V125H169ZM172 126V125H171ZM170 126V127H171ZM180 126V125H179ZM187 126V125H186ZM204 126V125H203ZM228 126H230V125H228ZM233 126V125H232ZM236 126H238V125H236ZM247 126H248V124H247ZM246 126V127H247ZM260 126H263V125H260ZM175 127V128H176ZM184 127V126H183ZM201 127V126H200ZM199 127V128H200ZM208 127V126H207ZM227 127V126H226ZM251 127V126H250ZM253 127H256V125L255 126H253ZM249 128V130H248V132L250 131L251 132V130L250 129H254V128ZM178 128H180V127H178ZM228 128H232L231 126L230 127H228ZM184 129V128H183ZM205 129V128H204ZM222 129V128H221ZM234 127H233V131H234ZM244 129H245V127H244ZM246 129H248V128H246ZM258 128H255V134H256V131H258V133H259V131L260 130H262V129H258ZM163 130H165V129H163ZM168 130V133L169 134H171L170 132H171V130H170V132H169V128L167 129ZM174 130H176V129H174ZM186 131H187V128L185 129ZM197 130V129H196ZM201 130V129H200ZM217 130V129H216ZM227 130V129H226ZM242 130V129H241ZM135 131H137V132H135ZM159 131V130H158ZM178 131V130H177ZM180 131H181V129H180ZM179 131V132H180ZM184 131V130H183ZM183 131H181L182 133H184ZM199 131V130H198ZM204 130H202V132H203ZM221 131H223V130H221ZM225 131V130H224ZM227 131H229V129L227 130ZM246 131V130H245ZM121 132V133H122ZM156 132V131H155ZM160 132V131H159ZM164 132V131H163ZM179 132H177V133H179ZM192 132V131H191ZM212 133H213V131H211ZM217 132V131H216ZM236 132H237V130H236ZM236 132L235 133H233V134H236ZM241 132V131H240ZM250 132H249V135H250ZM262 132V131H261ZM261 132H260V135L258 134H256L255 136H256V138L259 136V137H263V135L261 136ZM132 133V134H131ZM166 134H167V132H165ZM181 133V134H182ZM186 133V132H185ZM190 133V132H189ZM193 133V132H192ZM194 133H196V132H194ZM210 133V132H209ZM214 133H215V131H214ZM221 133V132H220ZM245 133V132H244ZM252 134H253V131L251 132ZM263 133H264V131H263ZM122 134V135H123ZM153 134V133H152ZM151 134V135H152ZM174 134V133H173ZM180 134V133H179ZM179 134H177V135H179ZM211 134V133H210ZM224 134L225 133H223V134H218V135H220V138H222L221 136L223 135L224 136ZM230 134V133H229ZM233 134H230V135H233ZM238 135H240V133H237ZM120 135V134H119ZM134 135V136H133ZM162 135V134H161ZM163 135H164V133H163ZM162 135V136H163ZM208 135V134H207ZM212 135V134H211ZM218 135H216V136H218ZM225 135H227V134H225ZM241 135H244L242 132H241ZM247 135H248V133H247ZM155 136V135H154ZM159 136H160V134H159ZM165 136V135H164ZM163 136V137H164ZM189 136V135H188ZM191 136V135H190ZM194 136V135H193ZM205 136H206V134H205ZM216 136H214V137H216ZM228 136V135H227ZM227 136H226V138H227ZM237 136V135H236ZM251 136V135H250ZM255 136L253 135V137H254V139H255ZM115 137V136H114ZM117 137V136H116ZM119 137V136H118ZM117 137V138H118ZM124 137V136H123ZM149 137V136H148ZM156 137H157V135H156ZM168 137V136H167ZM174 137H177L176 135H174ZM181 137V136H180ZM192 137V136H191ZM200 137V136H199ZM208 137V136H207ZM214 137H212V138H214ZM229 137V139H231V140H234L235 138V136L233 137V138H231L230 136H228ZM238 137V136H237ZM240 137V136H239ZM237 138V140L239 139H241V137L240 138ZM243 137V136H242ZM245 137H249V136H245ZM245 137H243V138H245ZM160 138V137H159ZM158 138V139H159ZM166 138V137H165ZM169 138H171V139H173V137H169ZM169 138H167V140L169 139ZM182 138V137H181ZM188 138V137H187ZM200 138H202V135H201V137ZM209 138V137H208ZM210 138H211V136H210ZM219 138V137H218ZM247 138H245L246 139V143H247ZM250 138V137H249ZM40 139V138H39ZM66 139H69V140H66ZM105 139V138H104ZM116 139V138H115ZM120 139H121V137H120ZM128 139H129V137H128ZM127 139V140H128ZM153 139L155 140L156 138L155 137H153ZM171 139H169V140H171ZM203 139H204V137H203ZM217 139V138H216ZM216 139H212V140H214V141H216ZM245 139H244V142H245ZM259 138H257V140H258ZM261 139V138H260ZM114 140V139H113ZM164 140V139H163ZM166 140V139H165ZM166 140V141H167ZM168 140V141H169ZM182 140H183V138H182ZM189 140V139H188ZM200 140V139H199ZM198 140V141H199ZM205 140L207 141V138L205 137ZM211 139H210V142L212 141ZM226 139H224L223 140V143H224V141H225ZM256 140V139H255ZM252 140V139H250L249 141H254V142H252V144L249 146L248 144L249 143H247V144H245L246 146H247V149H245V148H243V147H245V145L243 146L242 144H243V139L239 142L238 141V145L239 146H241V149H243V152L241 153L240 151H242L240 148H238L239 150H236V148H233V147H237L238 145H236L237 144V141H236V144H234V146L233 145H229L230 143L232 144V142H230L228 139L226 140V141H228V143L229 144H225V143H227L226 141H225V143H224V145H225V147H223V145H222V147L223 148H220V149H218V145L216 146L217 147V149H212V150H216L212 155H209L211 158H209V159H207L206 160V157H207V155H208V152L210 153V151H209V149L211 148H209V146H212V145H210V144H212V142L209 144V143H207V144H209V145H206L207 146V148H209V149H207L206 147V149H204V147H203V151L205 150H207L208 152H206V157H204V159L206 160V162L204 163L203 161V155L205 154V151H204V153L202 152V150H200L199 149V146H198V149H199V151L200 152H202L201 153V157L199 158L198 156H200V155H198L199 153V151L197 150V145L196 146H193V148L195 149V150H197L198 152H197V156L196 157H198V159L196 158V157H194V158H196V161L197 160H203V161H201V162H199L198 163V165H195V166H191L192 165V163H190L189 161H191L192 159H193V156H194V154L192 155V151H195L194 149L192 150V148H189V147H186L187 149L189 148V151H190V149H191V151L190 152H184L182 149H184V148H181V150L184 152L183 154H180V155H178V156H176V154L177 153H173L176 157H175V159L173 158L174 157V155L172 156V158H173V160H171L170 158H171V156H170V158H169V160H171V161H169V162H167V163H169V164H167L166 163V166L164 167L163 166V170H162V172H161V170H159V168H157L159 171H160V173H161V175L160 174H158V176L156 175V172H155V170H157V169H155L154 170V172H155V174L154 175H151V173L149 172V173H146V174H144L143 176L144 177H139V178H145L146 180H144V179H142L141 181H129V183L130 184H132L131 186H134L133 188L137 191V193H135V194H161V196H159V197H157V202H158V205H159V208L162 206V205H164V204H162V203H165L166 202V205H168V206H166V210H164V216H162L161 215V217L163 218V220H167L168 221V223H169V227L168 228H175L178 224H179V222H181V220L182 219H184V218H188L189 216H192V215H198V214H202L203 216H204V219H205V221L206 220H208V221H210L211 220V224H209L208 222H206L205 224H204V226L202 227L203 229H205V228H207L208 226H211V225H213V224H215V223H217L218 221H219V219L221 218V217H224V216H228L229 214H231L234 210H235V208L237 207L234 203H237V202H240V204H241V202H242V200L244 199H242V200H240V201H238L237 200V202H235L236 200V198L238 197V196H241V195H245L246 194V192H243L242 194L240 193V195H238V196H236V192L234 191V190H239V188H242V190L244 189L245 191H246V189H248V191H250L251 189V193H252V191H253V189L255 188V189H263V188H261L262 186L259 184V182L257 183L255 180H259V181H261V180H264L263 179V175H259V174H255V173H260L261 172V168L259 167V170H260V172L259 171H257V172H255V169L254 170H251L249 167V170H250V172L247 170V168H244L245 166H242L241 164H245V165H247V163H248V166H250L249 164L250 163H259V165H257V166H260V165H262V164H260V163H264V139L263 140ZM61 141H63V143L62 144H59V146H58V148H53L52 149V151L49 149V147L50 146H53L52 144H55V143H58V142H60L61 143ZM116 141V140H115ZM178 141V140H177ZM202 141V140H201ZM201 141H200V143H199V145L201 144ZM219 141H221V140H219ZM248 141V142H249ZM119 142H121V141H119ZM132 142V141H131ZM159 142V141H158ZM158 142H156V143H158ZM173 141H171V143H172ZM176 142V141H175ZM194 142V141H193ZM203 142V141H202ZM218 142V141H217ZM222 142V141H221ZM234 142H235V140H234ZM242 142V143H241ZM155 143V144H156ZM177 143H179V142H177ZM197 143V142H196ZM195 143V144H196ZM204 143H205V141H204ZM215 143V142H214ZM213 143V144H214ZM241 145H240V144ZM124 144V143H123ZM126 144V143H125ZM154 144V145H155ZM217 144V143H216ZM126 145H128V144H126ZM125 145V146H126ZM129 145H130V143H129ZM133 145V144H132ZM145 145V144H144ZM159 145V144H158ZM191 145V144H190ZM190 145H188V146H190ZM219 145H220V143H219ZM227 145V146H226ZM229 145V146H228ZM135 146V145H134ZM201 146H204V144L202 145L201 144ZM200 146V147H201ZM232 147V149H234V150H236L235 152L237 153V152H240L239 153V155L240 156H237L236 154H235V156L237 157H233L232 158V156H233V154H234V151L231 149V147ZM103 147V148H102ZM118 147V148H117ZM124 147V146H123ZM137 147V146H136ZM190 147H192V145L190 146ZM212 147H214V146H212ZM216 147H214V148H216ZM144 149H145V147H143ZM147 148H149V147H147ZM154 148V147H153ZM158 149V148H157ZM91 151L90 153H92L91 155H90V157L86 160V157H85V152H87V151ZM124 150V149H123ZM134 150H135V148H134ZM176 150V149H175ZM174 150V151H175ZM180 150V149H179ZM185 150V149H184ZM211 150V149H210ZM218 150V151H217ZM233 152H232V151ZM25 151V152H24ZM125 151V150H124ZM124 151H122V152H124ZM154 151V150H153ZM158 151H159V149H158ZM158 151L157 152H155V153H157V154H159L158 156H160L161 154H160V152L158 153ZM161 151V150H160ZM176 151H178V150H176ZM175 151V152H176ZM129 152V151H128ZM165 152V151H164ZM212 152V151H211ZM232 154H231V153ZM149 153H152V152H149ZM162 153H163V151H162ZM171 153V154H172ZM182 153V152H181ZM194 153H196V151L194 152ZM230 153V154H229ZM120 154V152L118 151V155ZM124 154V153H123ZM146 154H148V153H146ZM153 154V153H152ZM166 154H170L169 152L167 153H165V155ZM232 155L230 158V160L229 161H225V159H227L226 158V156L227 155ZM125 155H127V154H125ZM145 154H143V156H144ZM156 154H153V157L155 156ZM29 156H30V158H29ZM39 156H42L41 157V159H37V157H39ZM52 156V161H50V158L49 157H51ZM122 156V155H121ZM124 156V155H123ZM128 156V155H127ZM150 156H152L151 154H149V159H150ZM163 156H164V154H163ZM167 156H169V155H167ZM208 156V157H209ZM243 156H245V158L247 157V159H242V157ZM120 157V156H119ZM129 157V156H128ZM140 157H141V155H140ZM156 157H157V155H156ZM156 157H154V158H156ZM162 157V155L160 156V158ZM166 157V156H165ZM207 157V158H208ZM229 157V156H228ZM239 157H241V158H239ZM118 158V157H117ZM125 158V157H124ZM144 158H146V157H144ZM144 158H142L141 160L143 161L144 160ZM148 158V157H147ZM153 158V159H154ZM167 158V157H166ZM49 159V160H48ZM136 159V158H135ZM151 159H152V157H151ZM150 159V160H151ZM163 159V158H162ZM161 159V160H162ZM30 160H33V161H30ZM120 160V159H119ZM124 160V159H123ZM147 160V159H146ZM157 161H161V160H159V157H158V159H156ZM164 160H167V159H164ZM239 160H242L243 162H241L240 164H239V167H237L236 166V172H233V169H231V168H233V166L234 165H238L237 163L239 162ZM136 161H137V159H136ZM145 161V160H144ZM143 161V162H144ZM152 161V160H151ZM155 161V160H154ZM154 161H152L151 163H153ZM163 161V160H162ZM251 161V162H250ZM133 162H135V160L133 161ZM137 162H139V163H141L140 162V160H138ZM148 162V161H147ZM166 162V161H165ZM191 164H189V163ZM192 162H193V160H192ZM145 163H146V161H145ZM149 163H150V161H149ZM194 164H197V162H193ZM55 164H58V165H60V166H58V167H56L55 166ZM129 164V163H128ZM154 164V163H153ZM156 164H159V162H157ZM161 164H162V162H161ZM160 164V165H161ZM164 164V163H163ZM193 164V165H194ZM252 165V164H251ZM154 166H155V164H154ZM154 166H152V167H154ZM240 166H242V168L240 167ZM254 166V165H253ZM256 166V167H257ZM35 167V168H36ZM151 167V168H152ZM162 167V166H161ZM160 167V168H161ZM256 167H253V168H256ZM262 167H263V165H262ZM242 169L243 171L245 170H247L248 171V176H246L245 177V174H247L246 172H243V173H245L244 174V176L242 175H240V174H242V170H239V171H237L238 169ZM251 168H252V166H251ZM88 169V170H87ZM153 169V168H152ZM234 169H235V166H234ZM87 170V171H86ZM258 170V169H257ZM132 171V170H131ZM130 171V172H131ZM263 171V170H262ZM127 171H125V173H126ZM130 172H128L127 173V175L126 174H124L120 179H114L112 182L111 181H108V180H104V181H101L98 185H99V187L98 188H96L92 193H91V195H96V197L97 196H99L100 194H109V193H111L112 191H115L116 190V188L118 187V186H121V185H123L124 183H125V181L128 179V177H130L131 178V176H129L130 175ZM157 173H159V172H157ZM232 173H234V175H232ZM262 173V172H261ZM153 174V173H152ZM255 174V175H254ZM262 174H264V172L262 173ZM232 175V177H231V179H232V181H231V179H230V176ZM85 176V175H84ZM245 177V178H244ZM157 179V180H156ZM165 179V180H164ZM124 181V182H123ZM78 182V181H77ZM127 182V181H126ZM199 183V182H202V184H203V187H201L202 185H201V183H200V188L197 186V185H193L194 183ZM256 182V186L258 185H260V188H256V187H252L251 185H252V183H253V186H254V183ZM262 182V181H261ZM251 184V185H250ZM261 184H264V183H261ZM194 186H197L195 189L197 190V191H194L193 189H194ZM249 186V187H248ZM257 186V187H258ZM248 187V188H247ZM264 187V186H263ZM127 188V187H126ZM125 187L124 188H122V189H125V191H121V194L124 192V193H126L127 194V192H126V190L127 191H130V190H128L129 188H127L126 189ZM131 188V187H130ZM133 188H131V191H134L133 190ZM201 188H202V191H201ZM200 189V190H199ZM254 189V190H255ZM186 191H188V193H186V194H183L184 192H186ZM240 191V190H239ZM239 191H238V193H239ZM248 191H247V193H248ZM256 191V190H255ZM262 191H264V190H262ZM118 192V191H117ZM117 192H116V194H117ZM120 192V191H119ZM135 192V191H134ZM235 192V193H234ZM254 192V191H253ZM115 193V192H114ZM131 193V192H130ZM129 193V194H130ZM224 193V194H223ZM245 193V194H244ZM251 193H249V194H251ZM116 194H115V196H116ZM129 194H127V195H129ZM132 194V193H131ZM234 195L235 197L233 198V196L232 195ZM254 194V193H253ZM94 195V196H95ZM118 195V194H117ZM123 195V194H122ZM121 195V197H124V195L122 196ZM230 195L232 196V198H229L230 197ZM118 196H120V194L118 195ZM114 197V196H113ZM120 197V198H121ZM42 198V197H41ZM111 198V197H110ZM109 198V199H110ZM116 198H117V196H116ZM119 198V197H118ZM120 198H119V200H120ZM229 198V199H228ZM40 199V198H39ZM38 199V200H39ZM42 199V200H43ZM108 199V198H107ZM107 199H106V201H107ZM115 199V198H114ZM235 200V201H232V200ZM116 200V199H115ZM118 200V199H117ZM231 200V201H230ZM18 201V200H17ZM105 201V200H104ZM105 201V202H106ZM110 201H112L111 199H110ZM229 201V202H228ZM42 202V201H41ZM104 202V203H105ZM112 203V202H111ZM211 203H214V204H216L215 206H212L211 205ZM42 204H43V202H42ZM42 204L40 205V207L42 206ZM162 204V205H161ZM239 204V205H240ZM18 205V203L16 204V206ZM102 205H104V206H107L106 204H102ZM101 205V207H103ZM229 205H230V207H229ZM231 205H233V206H231ZM238 205V206H239ZM3 207H4V209L6 208L5 207V205H3ZM14 207V206H13ZM38 207V206H37ZM163 207V206H162ZM16 208V207H15ZM163 208V209H164ZM38 209H39V207H38ZM38 209H35L36 211L38 210ZM101 209V208H100ZM161 209V208H160ZM159 209V210H160ZM40 210V209H39ZM102 210V209H101ZM103 210H105V209H103ZM34 211V210H33ZM231 211V212H230ZM14 212H15V210H13V208H11V209H5L4 210V212L2 211V214L0 213V225H2V227H4V226H7L8 224H9V222L11 221V217H13V214H14ZM93 212V211H92ZM98 212V211H97ZM104 212V211H103ZM41 213V212H40ZM68 213V212H67ZM92 214V213H91ZM93 214H96V212L95 213H93ZM98 214V213H97ZM96 214V215H97ZM99 214H101L100 213V211H99ZM99 214L97 215V216H99ZM21 215V214H20ZM20 215H19V217H20ZM36 215V214H35ZM95 215V217L94 218H97V216ZM132 214H130V215H126V216H122L119 212L118 213H109V212H104L103 213V215H102V217H100L99 219H96V220H94L93 218H90V219H88V220H91V219H93L94 221H96L95 222V224L97 225V227L95 226V224H94V222H93V224H94V227H96V228H99V227H101L100 229L101 230H105V229H109V230H111V231H115L116 232V237H117V239H120V240H118V241H123L124 243H128V241L127 240H133L134 239V237H136V236H138L139 234L141 235V234H143L142 232H140V231H138V230H131V233H126V232H122L120 229L122 228V226L120 227V229L119 228H117L116 226H114L113 227V224L112 223H110V224H107V225H105V223L107 222V220H109L110 218H114L115 220H117V219H123V218H128V217H130ZM209 216V217H205V216ZM84 216H86V214H84ZM90 216V215H89ZM94 216V215H93ZM256 216V215H255ZM255 216H253V217H255ZM64 217V216H63ZM86 217H88V213H87V216ZM85 217V218H86ZM252 217V218H253ZM263 217V218H262ZM13 220H14V217L12 218ZM62 219V218H61ZM64 219V218H63ZM69 218H67L66 217V219L65 220H67L68 222H69V220H70V222H72L73 221V223H74V220H75V218H74V216H73V220L70 218L69 220H68ZM79 219V218H78ZM22 220H24V219H22ZM56 221H57V219H55ZM54 220V221H55ZM58 220H59V217H58ZM77 220V219H76ZM80 220H81V218H80ZM84 220V222H85V219H83ZM88 220H86V223H87V221ZM200 219H198L197 220V222L198 223H200V221H199ZM253 220V219H252ZM252 220H250L251 222H252ZM255 220V219H254ZM21 221V220H20ZM61 221H63V220H61ZM79 221V220H78ZM82 221V220H81ZM92 221V220H91ZM250 221H248V223L250 222ZM53 222V221H52ZM52 222H50V223H52ZM90 222V221H89ZM88 222V223H89ZM256 222H258V224H256V227L254 228V229H256V228H260V227H264V215L262 214V215H260L258 218H257V216H256ZM18 223V222H17ZM56 223V222H55ZM58 223V222H57ZM64 223H66V221L64 222ZM91 223V222H90ZM243 222H241V223H237V224H234V225H231L229 228H227V229H225L224 231L227 233V235H229V233L230 232H232V230H233V233L232 234H234V233H236V232H238L239 230H240V227L241 226H244L243 224H242ZM253 223V222H252ZM48 224V223H47ZM60 224V226H61V222L60 223H58V225ZM67 224H69V223H67ZM72 224V223H71ZM58 225H55L54 227H56V226H58ZM82 225V224H81ZM83 225H85L86 226V224H83ZM75 226V225H74ZM90 225L88 224V227H89ZM92 226V227H91ZM91 226H90V228H92V230L91 231H94L95 232V230H93V225L91 224ZM252 226H254V225H252L251 224V226L250 227H252ZM7 227H9V226H7ZM19 227H21V226H19ZM50 227V226H49ZM59 227V226H58ZM87 227V228H88ZM6 228V227H5ZM15 228V227H14ZM16 228H18V227H16ZM83 228V227H82ZM86 228V227H85ZM86 228V232H89L88 231V229ZM11 229V228H10ZM10 229H9V231H10ZM19 229V228H18ZM17 229V230H18ZM61 229V227L59 228V231H61V232H63L62 234H64L65 232H67V231H69V230H67V231H63V230H60ZM66 229V228H65ZM80 229V228H79ZM100 229H98V230H100ZM192 228H189V229H186L187 231H190ZM251 229V228H250ZM8 230V229H7ZM17 230H15L16 232H17ZM81 230H84V234L86 233L85 232V229H81ZM80 230V232H83V231H81ZM97 229H96V231H98ZM100 230V231H101ZM14 231V230H13ZM57 232H58V230H56ZM71 231V230H70ZM69 231V232H70ZM249 231H251V230H249ZM60 232V233H61ZM74 231H72L71 233H73ZM79 231H77L76 233H80ZM93 232V233H94ZM165 232V230H158L157 231V233H164ZM68 233V232H67ZM66 233V234H67ZM70 233V234H71ZM90 233H92V232H90ZM90 233H88V234H90ZM42 234V233H41ZM59 234V233H58ZM69 234V235H70ZM87 234V235H88ZM2 235V234H1ZM74 234H72V236H73ZM80 235H82V233L80 234ZM86 235V234H85ZM139 235V236H140ZM173 235V234H172ZM172 235H168V236H172ZM144 236V235H143ZM142 236V237H143ZM3 237H5V236H3ZM2 236H1V238H3ZM40 237V236H39ZM74 237V236H73ZM73 237H72V239H73ZM115 237V238H116ZM121 237V238H120ZM142 237H140V238H142ZM6 238H7V236L5 237V241H6ZM66 238V237H65ZM77 238V239H76ZM76 238H74V240L72 241L73 243H74V241H75V239H76V241H77V243H75L76 245L78 244V242H80V241H78L79 239V236L78 237H76ZM233 238V237H232ZM8 239H9V237H8ZM71 239V238H70ZM135 239H139V237L138 238H135ZM80 240H81V238H80ZM114 240V239H113ZM141 239H139V241H140ZM143 240V239H142ZM231 240V239H230ZM233 240V239H232ZM231 240V241H232ZM3 241V240H2ZM63 241H64V237H63ZM67 241H68V239H67ZM66 241V242H67ZM69 241H71V240H69ZM75 241V242H76ZM82 241H83V239H82ZM127 241V242H126ZM144 241V240H143ZM237 241V240H236ZM123 242H121L120 244L121 245H119V246H111V247H106L105 249H103L104 250V252H98V251H96V250H94V249H90V248H86V247H91L90 245H84V246H82L81 247V245H80V243L78 244L79 245V248H75L76 247V245H75V247H74V245L72 246V247H74L75 249H73V248H71V249H67V250H65V251H69V250H71V251H69V252H71V254H72V249L74 250L73 252H75V251H77V254L78 253H80V252H90V253H95L96 254V256H102V255H104L106 252H108V251H110V250H125V249H129V248H127V247H122V245H123ZM142 242V241H141ZM233 242H235V241H233ZM7 243V242H6ZM85 243V242H84ZM114 243V242H113ZM117 243V242H116ZM147 243V242H146ZM152 243L153 242H151V243H147V245L148 246H150V245H152ZM231 243V242H230ZM81 244H82V242H81ZM3 245H4V243H3ZM6 245H8V244H6ZM5 245V246H6ZM35 245H37V242H36V244ZM56 245V244H55ZM71 245H72V243H71ZM78 245H77V247H78ZM107 245V244H106ZM125 245V244H124ZM123 245V246H124ZM131 245H133V242H132V244H130V247H131ZM136 245V244H135ZM134 245V246H135ZM143 245H145V246H147L145 243L143 244ZM155 245V244H154ZM154 245H153V247H154ZM253 245V244H252ZM4 246V247H5ZM12 246V245H11ZM40 246L42 247V245H40L39 244V248H40ZM52 246V245H51ZM50 246V247H51ZM144 246V247H145ZM147 246V247H148ZM47 248H48V246H46ZM45 246H44V248H46ZM49 247V248H50ZM53 247V246H52ZM58 249H60V247L59 246H56ZM55 246H54V249L56 248ZM71 247V246H70ZM128 247H129V245H128ZM140 247H142V245L140 246ZM1 248V247H0ZM3 248V247H2ZM1 248V249H2ZM15 248V247H14ZM119 248V249H118ZM132 248V247H131ZM129 249V250H125L123 253H121L119 256H118V259L116 260V261H114V259L113 258H115V257H113V256H107V258L105 259V260H103L102 262H96V263H93V262H91L92 260H90L91 258H86V259H84V260H82V261H78V259H75L76 261V263H73V264H127L128 263V261H130V259L132 260V258H133V256L138 252V256L139 257H143L145 254H146V252L143 250V249H140V250H138V251H135V250H133V249ZM135 249H136V247H134ZM139 248V247H138ZM0 249V250H1ZM11 249V248H10ZM42 249V248H41ZM51 249V248H50ZM66 249V248H65ZM87 249V250H86ZM5 250H7V249H5ZM49 250V249H48ZM61 250H62V248H61ZM60 250V251H61ZM33 251V250H32ZM37 251L39 252H42L43 251V249H42V251L39 249H37ZM47 251V250H46ZM45 251V252H46ZM50 251V250H49ZM49 251H47L48 253H50ZM51 251H53V250H51ZM55 251V250H54ZM54 251H53V253H54ZM56 251H57V249H56ZM59 251V252H60ZM101 251H102V249H101ZM106 251V252H105ZM176 251V250H175ZM248 251V250H247ZM2 252V251H1ZM11 252H12V249H11ZM36 252V251H35ZM34 252V253H35ZM38 252H36V253H38ZM39 252V253H40ZM64 252V251H63ZM97 252V253H96ZM10 253V252H9ZM34 253H32V255L34 254ZM36 253L34 254V255H36ZM39 253H38V256H39ZM43 253V252H42ZM67 253V252H66ZM64 254V253H63ZM63 254H62V256H63ZM75 254H76V252H75ZM75 254H73L75 257L74 258H76V256H77V254L75 255ZM41 255V254H40ZM44 255H47L46 253L44 254L43 253V255H42V257L44 256ZM51 255H53V254H51ZM56 256L58 255L57 253L55 254ZM66 255H68V253L66 254ZM65 255V256H66ZM172 255V254H171ZM31 256V255H30ZM29 256V257H30ZM38 256H34V257H37L38 258ZM69 256H71V255H69ZM69 256L67 257L69 260H68V262L70 261V259H71V261H72V258H69ZM233 256H235L236 257V255H233ZM238 256V255H237ZM7 257H8V255H7ZM6 257V258H7ZM28 257V258H29ZM33 256H32V258H34ZM39 257H41V256H39ZM42 257H41V259H42ZM47 257H49L48 255H47ZM53 257H55V256H53ZM52 257V258H53ZM58 257V256H57ZM64 257V256H63ZM71 257H73V256H71ZM78 257V256H77ZM139 257H137V258H139ZM4 258H5V256H4ZM5 258V259H6ZM27 258V259H28ZM45 258V257H44ZM43 258V260H45ZM56 258V257H55ZM60 258V257H59ZM66 258V257H65ZM234 258V257H233ZM26 259V260H27ZM40 259V258H39ZM39 259H36V260H38V262H39V264H41L42 263V261L41 260H39ZM49 258H47V260H48ZM172 259V258H171ZM174 259V258H173ZM8 260V259H7ZM25 259L23 260V263L22 264H24V261H26ZM30 260V259H29ZM33 260H35V259H33ZM9 261H10V259H9ZM32 261V260H31ZM31 261H29V263L31 262ZM54 261V260H53ZM63 261L65 262V260L63 259ZM62 261V262H63ZM70 261V262H71ZM174 261V260H173ZM33 262V261H32ZM45 262V261H44ZM43 262V263H44ZM58 262H60L59 260H58ZM62 262L60 263V264H62ZM63 262V263H64ZM67 262V259H66V262L65 263H68ZM74 262V261H73ZM172 262V261H171ZM2 263V262H1ZM6 263H8V262H6ZM29 263H27V261H26V264H29ZM35 264H36V262H34ZM55 263H57L56 261H55ZM54 263V264H55ZM64 263V264H65ZM9 264V263H8ZM17 264V263H16ZM38 264V263H37ZM47 264V263H46ZM57 264H59V263H57ZM72 264V263H71ZM171 264H174V262L173 263H171Z\"/></svg>", "mask_w": 264, "mask_h": 264}]
</instances>
